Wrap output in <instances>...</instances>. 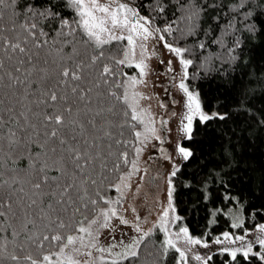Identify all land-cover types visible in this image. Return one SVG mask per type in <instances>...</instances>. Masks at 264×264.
I'll use <instances>...</instances> for the list:
<instances>
[{
    "label": "snow or ice",
    "instance_id": "1",
    "mask_svg": "<svg viewBox=\"0 0 264 264\" xmlns=\"http://www.w3.org/2000/svg\"><path fill=\"white\" fill-rule=\"evenodd\" d=\"M175 2L177 8L173 10L174 19L163 29L155 26V17L149 19L135 8L118 3L117 0H107L106 3L99 0H64L65 6L72 10L69 13L70 19L61 17L54 9L38 12L30 9L28 19L23 16L20 18L24 19L23 23L20 19H10L5 24L2 23L3 11H0V50H6L8 60L14 61L10 67H6L4 60L0 59V89L7 88L10 93V102L7 105L0 100V264H80L75 257H91L93 249L100 255L91 264H123L124 261L138 264L140 251L145 240L152 234L151 230L142 232L137 224L135 231L138 237L129 243L122 241V250L115 254L112 249L116 245L100 246L99 230L94 231V226L98 223L100 228H106L109 227L112 217H118L117 209L113 205L120 204V200H104L108 208L100 210L96 218L85 217V220L78 221V227H72L65 220V217L72 220V217H68L69 211L75 215L82 208H87L88 204L97 205V199L89 197V187L97 183L94 178L95 165L100 162L101 167L107 169L104 162L107 158L104 155L105 141L113 138L112 128L125 126L113 123L111 117L116 112L114 106L106 104L105 97H115L117 101L126 104L131 109V120L145 124L143 113H138L133 106L135 97L129 102L127 89L123 97L111 90L106 94L103 91H94L99 90L102 84H108L107 77L113 75L108 64L103 65L98 76L92 70L105 57L104 46L113 41L126 40L128 48L123 53V59L111 55L108 57L116 65H123L129 63L130 56L135 54L138 39L146 41L153 34L161 32L169 35L179 32L185 39L189 36L197 37L200 31L207 36L208 30L203 29L202 24L209 12L214 22H219L222 17L225 20L219 25L221 35L212 40V43L227 52L226 57H215L221 64L234 63L239 58L235 50L241 47V41L234 37L236 31L244 30L257 38L264 37V0ZM8 5L15 8L17 0H0V10L6 9ZM165 7L163 0H156L154 11L163 13ZM176 12L180 15L176 16ZM15 15L13 12V16ZM237 24L240 25L239 29ZM117 29L122 33L126 31L127 35H117ZM78 35L79 40L76 39ZM228 36L234 37L231 45L225 40ZM159 39L163 41L165 37L160 35ZM89 46L93 49L91 54L88 51ZM164 47L177 57L182 68V81L178 87L186 97V113L183 118L186 123L182 121L181 131L186 139L192 140L197 130L194 121L207 125L213 120H226L228 114L204 110L199 94L189 91L183 82L188 79V68L194 62L185 58V53L190 55L195 47L205 49L207 45L197 40L192 47L169 43H165ZM17 53L18 57L15 55ZM143 53L141 44V56ZM208 63L209 60L206 59L202 67ZM135 67L141 76L145 74L147 65L143 59ZM139 82L142 81L133 77L129 83L134 87ZM116 87L120 85L117 84ZM124 115L127 116V112ZM5 127L9 131L5 132ZM145 129L155 133V129L147 125ZM134 135L136 143H142V133L136 131ZM113 142L122 143L120 140ZM108 147L110 149L111 145ZM134 151L139 155L142 149L135 147ZM176 151L185 162L195 154L190 147L179 144ZM108 155H111L110 151ZM127 155L126 152L121 153L125 164L128 163ZM9 161L14 164L20 162V166L6 168ZM114 167L119 168V165ZM132 168L138 170L135 160L132 161ZM179 171L175 167L168 178V205L163 209L158 224L154 225L164 233V239L159 244L157 259L153 264H162L173 250L179 254L176 264H186V253L177 246L179 240H183L188 246L208 247L206 242L190 236L186 227H181L176 233L169 230V223L180 219L175 215V188L172 182V177ZM119 179L123 183L126 177L121 176ZM222 186L227 187L226 184ZM115 187L118 192L121 191L120 185ZM210 195V192L206 193L205 199ZM231 199L228 194L224 195L225 201ZM218 211L216 209L211 215L215 216ZM9 216L19 225L18 228L9 225L11 241L3 235L5 229L2 219ZM99 217H103L102 223ZM234 219L236 222L231 227H241L240 216L236 215ZM120 223L126 225L128 221L120 218ZM68 227H72V233L75 234L54 231ZM255 231L258 233L255 242L260 249L256 253L253 252L252 243L245 239L247 231L243 235H233L225 231L222 238L217 237L212 243L224 245L221 252L227 254L232 261H236L238 255L245 261L255 255L264 262V224H259ZM21 235L24 237L23 242L16 243ZM237 242L238 246H230ZM10 243L12 251L8 250ZM52 248H57L58 251H52ZM105 254L111 259L106 260ZM148 255L152 256L153 253L149 252ZM194 259L198 264H207L199 255ZM211 259V256L207 257V260ZM85 264L89 262L86 261Z\"/></svg>",
    "mask_w": 264,
    "mask_h": 264
},
{
    "label": "trees",
    "instance_id": "2",
    "mask_svg": "<svg viewBox=\"0 0 264 264\" xmlns=\"http://www.w3.org/2000/svg\"><path fill=\"white\" fill-rule=\"evenodd\" d=\"M119 1L135 8L149 19L155 17V26L161 29L174 19L173 10L177 8L175 0H163L166 5L163 13L154 11L156 0ZM30 9L37 12L54 9L61 17L67 19L71 18L69 13L72 11L65 6L64 0H17L15 8L8 5L6 9L0 10L4 15L2 23L7 24L10 19H20L21 16L28 19ZM13 12L16 13L15 16ZM179 15L180 13L176 12V16ZM24 19H20V22L23 23ZM224 22L223 17L219 22H214L209 12L202 24V28L208 30L207 36L203 31H200L197 37L189 36L186 39L182 38L179 32H173L171 35L156 33L165 37L163 40L165 43L174 46L192 47L197 40L207 45L205 49L195 47L190 55L185 53V58L194 61L188 68L189 77L185 80V85L189 91L199 94L204 110L228 114L226 120H213L207 125L194 121L197 129L194 139L185 138L181 143L185 147H190L195 154L188 162H182L178 167L180 171L172 177L175 188L173 204L176 215L180 217L178 222L188 228L190 235L206 241L220 236L225 231L241 233L264 224V37L257 38L244 30L236 31L234 37H238L241 41V47L235 50L239 58L234 63L221 64L215 57L219 55L226 57L227 52L212 43V40L221 35L219 25ZM237 28H240L239 24ZM6 35L11 34L6 33ZM234 37L228 36L225 40L231 45ZM76 39H80L79 35ZM126 47V40L113 41L104 46L105 57L98 61L92 70L98 76L103 65L108 64L112 68L113 75L107 77L108 84H102L99 90L94 91H103L106 94L111 90L123 97L125 83L130 75L137 72V69L127 63L116 65L114 60L108 57L111 55L123 59ZM5 51L0 50V59L4 60L6 67H10L14 61L8 60ZM88 51L89 54L92 53L91 46ZM15 55L18 57L19 54ZM206 59L209 63L202 67ZM117 84L120 87H116ZM105 99L108 106H114L116 115L111 117L113 123L125 124V126L112 128L113 138L105 141L104 155L107 158L104 162L108 166L107 169H103L100 162L95 165L94 178L97 183L89 187V197L97 199V205L88 204L87 208H82L81 212L75 215L69 211L68 217H72V220L69 221L67 217L65 220L72 227H78V221L85 220V217L95 218L100 210L106 209L108 205L103 202L104 200H117L118 191L115 190V185L127 172L134 159V148L137 147L134 132L138 131L140 123L131 120V109L126 104L117 101L115 97L106 96ZM0 100H3L5 105L10 102L9 89H0ZM125 112L127 116L124 115ZM4 131H9V128L5 127ZM114 140H120L122 143L116 144ZM124 141L128 143L124 144ZM108 145H111L110 149ZM33 147L35 148V145ZM4 151L7 152L6 144ZM109 151L111 155H108ZM124 152L128 154L127 164L121 156ZM4 158L7 159L6 156ZM117 164L119 168L114 167ZM13 166L19 167L20 162L14 164L9 161L6 168ZM223 184L227 187H223ZM209 192L211 195L205 199L206 193ZM97 193L100 195L97 196ZM225 194L232 199L225 201ZM216 209H219L216 215H211ZM236 215L240 216L242 226L232 228L231 225L236 222L234 219ZM2 222L5 229L3 235L11 241L9 225L18 228V222L10 216L3 218ZM72 227L54 229V231L72 233ZM151 233L142 246L138 264H153L157 259L159 244L163 241L164 235L158 227H153ZM23 240L24 237L21 235L16 239V243H22ZM45 243L47 245V242ZM8 250H13L11 243ZM149 252L153 255L149 256ZM210 256L212 259L208 260V264H264L255 255L247 261L240 255L236 261H232L222 252H214ZM178 259L179 254L173 250L162 264H176ZM123 264L129 262L124 261Z\"/></svg>",
    "mask_w": 264,
    "mask_h": 264
},
{
    "label": "rangeland",
    "instance_id": "3",
    "mask_svg": "<svg viewBox=\"0 0 264 264\" xmlns=\"http://www.w3.org/2000/svg\"><path fill=\"white\" fill-rule=\"evenodd\" d=\"M99 2L106 3L107 0H99ZM117 2L123 3L119 0ZM116 34L127 35V32L122 33L117 29ZM141 44L144 49L143 56H141ZM164 44L165 42L159 39L158 34H153L146 41L138 39L136 41L135 54L130 56V62L127 63L135 66L143 59L147 65L143 76L140 75L139 70L136 68L137 72L134 75H130L124 88L125 90L127 89L129 102H132V98L135 97L133 106L138 113H143L145 124H140L138 129L142 133V143L136 144L142 151L139 155L135 152L133 156L138 170H133L131 162L127 172L122 175L126 179L123 183L120 179L116 183L121 188L117 198L121 203L113 205L117 209L118 217L111 218L109 227L100 228L99 223L94 226V231L96 229L99 230L100 246L116 245L112 249L114 254L122 250V241L129 243L132 239L138 237V233L135 231L137 224H139L142 232L152 230L154 225L158 224L163 209L168 205V178L174 168L179 167L184 162L176 151L178 144L184 146L181 142L185 139L181 126L186 113V97L178 87L182 81L183 72L177 57L169 52L164 47ZM127 48L128 45L126 50ZM169 62H171L170 65ZM133 77L137 81L142 82L137 83L134 87L130 86L129 82ZM183 82L185 83V80ZM183 122L186 123V121ZM145 125L149 128H154L155 133L146 131ZM130 172L131 175H129ZM124 184H127L126 188ZM98 216L99 213L95 218ZM171 216L172 213L169 214L170 219ZM120 218L127 220L128 223L126 225L121 224ZM99 220L102 223L103 217H99ZM257 226L241 233L228 232L233 235H243L247 231L248 235L245 239L247 242L252 243L253 252L256 253L260 251L258 244L255 242L258 235L255 231ZM168 227L170 232L176 233L184 226L177 220L175 223H169ZM218 237L222 238V234ZM215 238L210 239V241L201 239L208 244V247L200 245L188 246L183 240L177 241V246L186 253V264H198L194 259L196 255L201 256L202 261H207L208 264L207 257L214 252H221L224 247V245L212 243ZM238 244L239 242L230 246L235 247ZM99 255L93 249L91 257L78 255L75 258L80 264H85L86 261L91 264V261ZM105 259L110 260L111 257L105 254Z\"/></svg>",
    "mask_w": 264,
    "mask_h": 264
},
{
    "label": "bare ground",
    "instance_id": "4",
    "mask_svg": "<svg viewBox=\"0 0 264 264\" xmlns=\"http://www.w3.org/2000/svg\"><path fill=\"white\" fill-rule=\"evenodd\" d=\"M149 2V1H148Z\"/></svg>",
    "mask_w": 264,
    "mask_h": 264
}]
</instances>
